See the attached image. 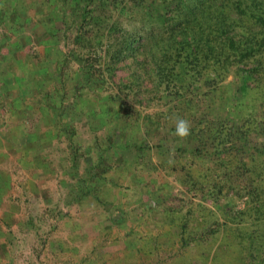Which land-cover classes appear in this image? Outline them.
<instances>
[{
	"label": "rangeland",
	"instance_id": "374dc122",
	"mask_svg": "<svg viewBox=\"0 0 264 264\" xmlns=\"http://www.w3.org/2000/svg\"><path fill=\"white\" fill-rule=\"evenodd\" d=\"M135 9L0 0V264H264L257 90Z\"/></svg>",
	"mask_w": 264,
	"mask_h": 264
},
{
	"label": "trees",
	"instance_id": "16d2710c",
	"mask_svg": "<svg viewBox=\"0 0 264 264\" xmlns=\"http://www.w3.org/2000/svg\"><path fill=\"white\" fill-rule=\"evenodd\" d=\"M116 1H127L129 9L136 8L145 19L160 23L162 42L165 36L181 41L175 49L177 69L189 75L190 71L192 81H200L203 72L212 73L215 80L217 73H228L233 67L239 76L240 94L247 96L255 87L264 109V0ZM147 33L152 38L155 31ZM250 109L248 123L254 124V110ZM250 192L257 198L264 196V188L258 186H250Z\"/></svg>",
	"mask_w": 264,
	"mask_h": 264
},
{
	"label": "clouds",
	"instance_id": "9594fccd",
	"mask_svg": "<svg viewBox=\"0 0 264 264\" xmlns=\"http://www.w3.org/2000/svg\"><path fill=\"white\" fill-rule=\"evenodd\" d=\"M190 122L184 118H177L175 121V135L178 138H186L190 134Z\"/></svg>",
	"mask_w": 264,
	"mask_h": 264
}]
</instances>
